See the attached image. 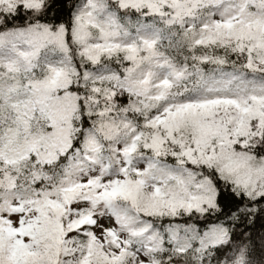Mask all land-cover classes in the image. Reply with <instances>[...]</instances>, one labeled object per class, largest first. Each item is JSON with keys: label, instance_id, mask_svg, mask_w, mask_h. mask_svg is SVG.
I'll use <instances>...</instances> for the list:
<instances>
[{"label": "snow or ice", "instance_id": "6c2138e0", "mask_svg": "<svg viewBox=\"0 0 264 264\" xmlns=\"http://www.w3.org/2000/svg\"><path fill=\"white\" fill-rule=\"evenodd\" d=\"M0 264H264V0H0Z\"/></svg>", "mask_w": 264, "mask_h": 264}]
</instances>
